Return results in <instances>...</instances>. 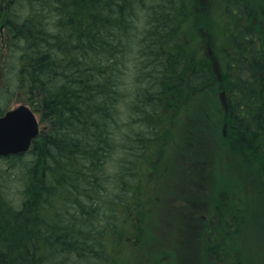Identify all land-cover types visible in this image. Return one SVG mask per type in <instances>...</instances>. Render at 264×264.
Instances as JSON below:
<instances>
[{
	"label": "trees",
	"instance_id": "1",
	"mask_svg": "<svg viewBox=\"0 0 264 264\" xmlns=\"http://www.w3.org/2000/svg\"><path fill=\"white\" fill-rule=\"evenodd\" d=\"M186 3L16 0L3 24L15 62L0 115L3 93L21 90L45 128L15 156L29 158L14 207L0 167V264H126L121 247L141 231L140 191L155 186L164 146L190 149L191 116L220 132L241 168L264 171V32L254 27L264 0H226L217 75L185 42ZM200 149L196 165L207 161ZM67 198L71 208L58 213ZM202 217L214 231L225 226Z\"/></svg>",
	"mask_w": 264,
	"mask_h": 264
},
{
	"label": "rangeland",
	"instance_id": "2",
	"mask_svg": "<svg viewBox=\"0 0 264 264\" xmlns=\"http://www.w3.org/2000/svg\"><path fill=\"white\" fill-rule=\"evenodd\" d=\"M15 2L0 0V90L7 88V91L15 47L3 24L9 11L15 9ZM225 3L226 0H187L185 18L180 21L192 53L207 57L215 75L217 66L224 62L220 53L225 51L217 45L231 18L224 9ZM254 27L257 32H264V23L256 21ZM244 69L236 73L241 82L247 78ZM7 91L2 95V102L8 101L6 110L28 105L40 120V114L26 101L23 91ZM226 93L221 90L220 98ZM191 117L187 123L194 129L189 137L193 143L190 149L182 142L179 147L172 142L164 146L155 186L140 191L141 205L145 206L140 217L141 231L131 237V242L123 243L121 257L126 264H264V171L260 169L259 175L241 168L218 138L220 132L207 128L197 116ZM44 128L45 124L39 122V130ZM200 148L204 149L207 161L196 165L190 156L199 154ZM18 154L0 156V167L6 170L2 174V187L12 207L17 205L27 180V176L23 180L19 169L26 167L24 162L29 157L19 159L15 157ZM189 165L199 172L195 173ZM126 192H130V187ZM72 202V198H67L57 212L69 210ZM236 203L238 207L233 205ZM213 208L218 209L215 216L211 215ZM203 215H209L211 223L223 220L225 226L217 231L207 228ZM209 229L212 233L204 236ZM203 241H207L206 246ZM209 245L214 250L211 257L205 255Z\"/></svg>",
	"mask_w": 264,
	"mask_h": 264
},
{
	"label": "water",
	"instance_id": "3",
	"mask_svg": "<svg viewBox=\"0 0 264 264\" xmlns=\"http://www.w3.org/2000/svg\"><path fill=\"white\" fill-rule=\"evenodd\" d=\"M0 118L4 121V137L0 141V156L26 152L32 140L39 133V121L28 105H18L8 109ZM27 121V131L18 134L23 121Z\"/></svg>",
	"mask_w": 264,
	"mask_h": 264
},
{
	"label": "snow or ice",
	"instance_id": "4",
	"mask_svg": "<svg viewBox=\"0 0 264 264\" xmlns=\"http://www.w3.org/2000/svg\"><path fill=\"white\" fill-rule=\"evenodd\" d=\"M27 131V121H23L21 127L18 130V134L22 135L24 132ZM4 137V121L0 118V141L3 140Z\"/></svg>",
	"mask_w": 264,
	"mask_h": 264
}]
</instances>
